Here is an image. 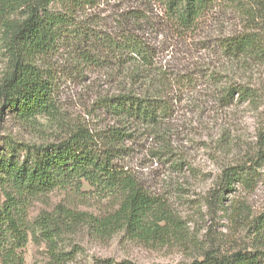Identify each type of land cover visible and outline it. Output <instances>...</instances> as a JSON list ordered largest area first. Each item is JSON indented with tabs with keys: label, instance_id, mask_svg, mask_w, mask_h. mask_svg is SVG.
Segmentation results:
<instances>
[{
	"label": "rangeland",
	"instance_id": "obj_1",
	"mask_svg": "<svg viewBox=\"0 0 264 264\" xmlns=\"http://www.w3.org/2000/svg\"><path fill=\"white\" fill-rule=\"evenodd\" d=\"M263 7L264 0H218L185 33L170 23L161 0H93L78 10L79 47L66 39L39 62L54 83L55 112L23 122L0 109V146L8 140L56 144L78 128L106 142L116 122L102 100L118 95L127 66L105 54L104 41L130 33L146 46L155 72L169 79L171 85L161 91L166 90L170 117L164 133L142 128L124 133L129 137L120 144L124 153L117 163L169 220L158 226L164 231L127 227L116 217L119 196L95 193L87 185L79 192L66 188L26 198L21 202L28 242L18 251L23 264H178L202 260L206 252L264 251L257 223L264 214V165L253 166L249 185L235 183L221 198L217 194L225 168L264 151L259 133L264 66L231 63L219 49L230 36H264ZM46 8L61 11L56 3ZM211 75L219 84L209 81ZM185 80L189 84L180 87ZM225 82L251 86L261 96L259 108L219 104L215 92L219 96ZM42 219L53 244L40 233Z\"/></svg>",
	"mask_w": 264,
	"mask_h": 264
},
{
	"label": "trees",
	"instance_id": "obj_2",
	"mask_svg": "<svg viewBox=\"0 0 264 264\" xmlns=\"http://www.w3.org/2000/svg\"><path fill=\"white\" fill-rule=\"evenodd\" d=\"M167 18L179 33L193 31L198 21L218 0H161ZM93 0H0V109H5L23 122H32L39 115L55 112L54 83L39 67L51 57L60 44L69 41L78 48L83 38L76 13ZM56 3L59 12L46 7ZM264 12V7H263ZM68 39V40H66ZM66 40V41H65ZM105 54L114 57L123 71V84L118 95L102 100L104 110L116 126L108 131L106 142L96 141L78 128L56 144L23 145L4 141L0 146V261L23 264L21 251L28 242L21 200L47 195L59 189L80 191L87 185L98 194H114L121 200L116 217L127 227L138 231H164L159 224L169 220L160 207L148 197L136 179L118 165L124 153L120 144L128 131L146 129L164 133L170 117L165 93L161 91L169 79L151 66V54L138 38L130 33L120 39L104 41ZM77 44V45H74ZM77 46V47H74ZM222 57L231 63L264 66V36L241 33L219 43ZM219 79L210 76L213 83ZM189 80L180 83V87ZM167 88V86H166ZM215 95L219 104H245L259 108L261 96L249 85L226 82ZM259 133L264 138V110ZM264 141V140H263ZM264 165V151L255 153L248 162L238 163L222 171L221 198L235 183L249 185L254 181L253 166ZM1 195L4 201H1ZM264 237V214L257 219ZM41 234L53 244L47 219L39 220ZM260 236V235H259ZM261 237V238H262ZM129 264V263H122ZM178 264H264V251L237 250L229 254L206 252L202 260Z\"/></svg>",
	"mask_w": 264,
	"mask_h": 264
}]
</instances>
